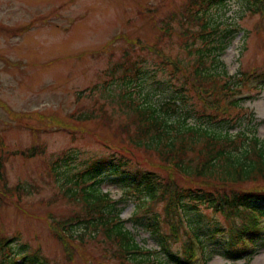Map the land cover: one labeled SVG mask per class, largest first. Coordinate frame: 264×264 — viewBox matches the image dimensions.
Listing matches in <instances>:
<instances>
[{
  "label": "rangeland",
  "instance_id": "obj_1",
  "mask_svg": "<svg viewBox=\"0 0 264 264\" xmlns=\"http://www.w3.org/2000/svg\"><path fill=\"white\" fill-rule=\"evenodd\" d=\"M188 1L0 0V147L20 152L7 161V183L25 189L19 204L16 198L0 204V236L12 237L9 244L15 250L24 253L41 247L51 264L65 262L49 222L68 217L82 204L70 198L67 187L75 190V177L108 152L104 142H117L113 131L133 122L136 112L126 104L128 94L160 105L173 94V83L183 84L179 76L169 81L173 67L163 65L162 59L179 60L189 69L195 63L197 52L187 46L192 40L181 35L186 28H200L181 19ZM254 8V0H227L225 6L209 11V27L219 24L214 43H225L219 63L211 64L212 71L234 77L241 70L264 71V29L255 27L262 15ZM192 45L204 47V42L199 38ZM242 89V95L251 97L242 100L247 110L241 119L234 126L214 122L218 131L233 139L242 132L248 136L234 151L236 155L256 136L264 144V89L261 94L245 85ZM200 105L190 99L182 108H193L195 114ZM180 113H171V119ZM202 119L206 124V117ZM188 121L195 122L193 115ZM70 129H76L75 138ZM41 143L43 153L28 156L21 152L29 153ZM130 155L134 164L167 177L165 164L158 169L157 156L137 149ZM118 168H105L95 187L108 192L110 198L122 197L116 206L121 208L125 227L143 247L160 249L155 235L133 219L138 198L126 191L132 188L129 178L136 174L135 166ZM185 220L193 228L200 227L199 238L210 256L208 264H232L222 254L227 232L209 233L215 221L224 224L222 215L200 206L188 210ZM87 234V238H98L89 239L71 264H86L89 257L113 263L115 259H105L113 250L105 236L92 229ZM14 236L18 238L13 240ZM180 246L179 242L169 245L172 251ZM159 257L167 258L163 250ZM250 264H264V248Z\"/></svg>",
  "mask_w": 264,
  "mask_h": 264
},
{
  "label": "trees",
  "instance_id": "obj_2",
  "mask_svg": "<svg viewBox=\"0 0 264 264\" xmlns=\"http://www.w3.org/2000/svg\"><path fill=\"white\" fill-rule=\"evenodd\" d=\"M226 3L227 0H191L186 8L190 13H194V16L191 15L193 22L202 26V32L192 31L191 36L196 38L198 35L207 34L206 43L210 44L214 39L207 33L206 11L215 4L225 6ZM254 3L256 4L257 0H254ZM258 5L263 6L264 0H258ZM195 6L199 8L193 12ZM184 17L187 18L186 13ZM226 31L232 33L231 29ZM211 32L217 30L213 28ZM223 42L221 40L219 44L211 43L204 47H194L193 43H188L190 52H197L191 69L183 66L179 60L163 59V65L173 67L169 81L172 82L175 76H179L183 78V84L179 87L178 83H173V94L160 105L135 100L134 96L128 94L129 101L127 100L126 104L136 112L133 122L129 121L118 127L115 132L119 137L117 142L106 144L108 152L93 161L86 170L93 177L102 173L105 168L127 167L131 164L135 166L136 174L132 173L129 178L132 189L126 192L136 195L139 199L138 211L133 214V219L136 224L139 221L155 235L167 258L163 260L151 256L152 251L140 245L134 233L125 227V220L119 215L121 208L116 206L117 201L106 193L100 195L93 192L95 187L89 189L90 186L85 184L86 180L81 178L75 181L79 190L73 191L72 187H67L66 193H69L73 201L81 199L83 206L68 217L49 222L53 234L61 243L65 258L63 264H71L88 244L89 239L91 241L92 238H98H87L90 229L105 236L113 247L109 257L118 258L119 261L111 263L95 260L97 264H194L191 237L184 238L180 231L183 224L181 207L185 203L193 204L197 208H212L215 213L223 215V225L218 223L221 220L218 218V221L209 226V233L218 230L229 233V238H225L223 256L230 257L228 253L237 254L247 249L254 254L264 248V234L256 232L258 219L264 218V144L261 145L256 136L250 139L241 154L236 155L234 151L248 139L245 132L240 133L238 139H233L229 133H222L214 126L221 111L227 110L228 115L224 118L229 122L240 116L241 111L233 116L229 109H235L241 99L230 98L228 103L225 99L241 93L239 81L245 83L246 76L248 77L247 72L236 78L226 72L211 70V64L219 63L217 59L225 46ZM262 87L264 81L254 88ZM190 99L203 103L202 110L194 114L193 108L183 107L181 111L182 103H188ZM179 112L181 115L171 119V113ZM192 115L194 123L188 121ZM203 117H206V124H203ZM130 125H134L133 130ZM42 148L39 144L29 153L21 152L32 156L42 151ZM133 149L144 150L157 156L158 169L165 164L167 177H161L159 172L140 166V163L134 164L130 155ZM15 153L20 152L10 149L3 152V158L0 155V204L8 197L14 196L16 191H20L22 195L25 190L19 184L9 186L7 183V156ZM20 200L21 197L16 203L19 204ZM145 204L148 207H145ZM141 218L146 220L141 221ZM77 223L84 227L79 226L75 233L74 226ZM198 228L200 229L199 226ZM3 239L0 237V264H51L50 259L42 253L41 247L21 253V249L14 251L9 246H4ZM171 239L182 242L181 252L170 251L167 244ZM130 255L134 258H130ZM209 259V254L203 253L197 264H208ZM93 260L87 258L86 264H91ZM245 264H249V261Z\"/></svg>",
  "mask_w": 264,
  "mask_h": 264
}]
</instances>
